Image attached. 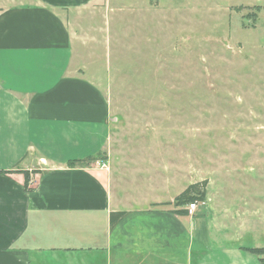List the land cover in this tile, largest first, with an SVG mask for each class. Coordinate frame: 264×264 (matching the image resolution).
I'll return each instance as SVG.
<instances>
[{"label": "crops", "instance_id": "crops-1", "mask_svg": "<svg viewBox=\"0 0 264 264\" xmlns=\"http://www.w3.org/2000/svg\"><path fill=\"white\" fill-rule=\"evenodd\" d=\"M99 1L0 7V264H264L249 250L264 247V207L234 208L209 178L186 185L168 160L149 173L101 159L110 107L75 63L67 17ZM205 179L194 213L163 195ZM112 211L129 212L114 229Z\"/></svg>", "mask_w": 264, "mask_h": 264}, {"label": "rangeland", "instance_id": "rangeland-1", "mask_svg": "<svg viewBox=\"0 0 264 264\" xmlns=\"http://www.w3.org/2000/svg\"><path fill=\"white\" fill-rule=\"evenodd\" d=\"M99 2L67 17L75 63L110 107L101 159L153 173L168 160L186 185L209 178L234 208L264 207V0Z\"/></svg>", "mask_w": 264, "mask_h": 264}, {"label": "trees", "instance_id": "trees-1", "mask_svg": "<svg viewBox=\"0 0 264 264\" xmlns=\"http://www.w3.org/2000/svg\"><path fill=\"white\" fill-rule=\"evenodd\" d=\"M99 156H90L89 160H97ZM6 170H0V173L5 172ZM8 172V171H6ZM25 175V187L28 188V184L30 181L29 172H24ZM208 181L202 180L196 183L190 184L185 190H183L180 194H178L174 198V205L176 207L184 206L190 202L196 200H203L206 197V186ZM167 204H171L168 202ZM176 214L185 215L188 213L186 209H176L173 211ZM129 215L128 211H112L110 213V226L111 229H114L123 219H125ZM250 251L263 255L264 254V247L262 248H250Z\"/></svg>", "mask_w": 264, "mask_h": 264}, {"label": "built area", "instance_id": "built-area-1", "mask_svg": "<svg viewBox=\"0 0 264 264\" xmlns=\"http://www.w3.org/2000/svg\"><path fill=\"white\" fill-rule=\"evenodd\" d=\"M103 166H106V164H103ZM199 207V201H193L188 204H186V209L189 211V213H194Z\"/></svg>", "mask_w": 264, "mask_h": 264}]
</instances>
